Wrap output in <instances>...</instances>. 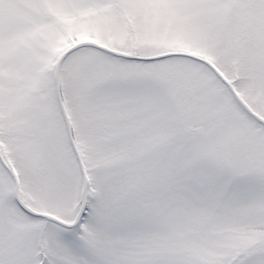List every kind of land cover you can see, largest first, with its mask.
Returning <instances> with one entry per match:
<instances>
[{
  "label": "snow or ice",
  "instance_id": "obj_1",
  "mask_svg": "<svg viewBox=\"0 0 264 264\" xmlns=\"http://www.w3.org/2000/svg\"><path fill=\"white\" fill-rule=\"evenodd\" d=\"M0 264H264V0H0Z\"/></svg>",
  "mask_w": 264,
  "mask_h": 264
}]
</instances>
